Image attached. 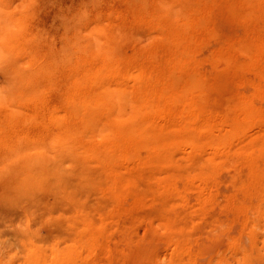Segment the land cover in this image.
<instances>
[{
    "label": "rangeland",
    "instance_id": "1",
    "mask_svg": "<svg viewBox=\"0 0 264 264\" xmlns=\"http://www.w3.org/2000/svg\"><path fill=\"white\" fill-rule=\"evenodd\" d=\"M0 23V264H264V0H0ZM104 85L112 124L151 129L91 123Z\"/></svg>",
    "mask_w": 264,
    "mask_h": 264
},
{
    "label": "bare ground",
    "instance_id": "2",
    "mask_svg": "<svg viewBox=\"0 0 264 264\" xmlns=\"http://www.w3.org/2000/svg\"><path fill=\"white\" fill-rule=\"evenodd\" d=\"M1 21H2V19H1ZM6 21V20H5ZM3 22V21H2ZM1 24V23H0ZM7 24V23H6ZM6 24L4 23L3 25H4V27L6 26ZM1 27V26H0ZM4 27H1V28H4ZM6 29H7V27H6ZM5 32V31H4ZM6 32H7V30H6ZM6 32H5V34H6ZM3 34V33H2ZM4 35V34H3ZM1 36V35H0ZM4 38V37H3ZM7 38V37H6ZM5 39V38H4ZM0 41H2L1 39H0ZM2 51V50H1ZM3 54V53H2ZM5 56V55H4ZM76 70V69H75ZM53 73H55V72H53ZM50 74H48L47 72L46 73H43L42 75H41V80L39 81L38 80V82H36V81H34V80H31V82H30V84H29V88H28V90H26L28 93H26V98H27V100L30 102L31 100H35L36 98L37 99H42V98H40V92H41V90H42V84L44 83V81L46 80H44V77L45 78H48V81H49V78H50ZM53 76V75H52ZM100 76V75H99ZM108 77V76H107ZM42 79L44 80L43 81V83H42ZM73 79V78H72ZM111 79V78H110ZM47 80H46V82H48ZM51 82V81H50ZM120 82V81H119ZM68 83V82H67ZM83 83V82H82ZM86 83V82H85ZM88 83V82H87ZM45 84V83H44ZM47 84V83H46ZM77 84V83H76ZM108 84V83H107ZM86 85V84H85ZM5 86V85H4ZM28 86V85H27ZM53 86V85H52ZM198 86V85H197ZM196 87V86H195ZM3 88H6V87H3ZM11 88V87H10ZM48 88H50V87H48L47 86V89ZM119 88V87H118ZM1 89V88H0ZM2 90V89H1ZM0 90V94L2 93V91ZM6 90V89H5ZM49 90V89H48ZM97 90V89H96ZM96 90H94V91H96ZM99 90H100V88H99ZM98 90V91H99ZM118 90V89H117ZM8 91V90H7ZM10 91V90H9ZM16 91V90H15ZM98 91H96V93L98 92ZM120 91V90H119ZM122 92V91H121ZM135 92V91H134ZM187 92V91H186ZM5 93H8V92H5ZM95 93V94H96ZM94 94V95H95ZM134 94V93H133ZM8 95H9V93H8ZM98 96V100L100 101V103H99V106H98V109H97V111H93V112H90L89 114H87V116H89L90 114H91V117L92 118H90L91 120H89V121H91V123L93 122V121H97V125L100 123H102L103 122V120L105 121V122H107V123H103V124H107V128L109 129H111V130H113V128L115 129L116 128V126H117V124H112L113 123V120H117L118 121V119H121V117H124V115H125V113H124V111H126V112H128L127 110H124V107L123 106H120V105H122V103L119 105V102L121 101V99L119 98V96H118V94L116 93V91L115 90H113L111 87H108L107 85L105 86H102V88H101V90H100V92H98V94H97ZM122 95V94H121ZM1 97H2V95H0ZM7 96V95H6ZM96 96V95H95ZM94 96V97H95ZM123 96V95H122ZM43 97H45V96H43ZM90 98H91V96H90ZM123 98V97H122ZM94 99V98H93ZM92 99V100H93ZM141 99V98H140ZM139 99V100H140ZM89 100V99H88ZM98 101V102H99ZM141 101V100H140ZM139 101V102H140ZM3 102V101H2ZM20 102V101H19ZM84 102V101H83ZM134 102V101H133ZM21 103V102H20ZM137 103V102H136ZM85 104L87 105V102H85ZM90 105H91V103H89ZM124 104V103H123ZM141 104H142V101H141ZM21 105V104H20ZM20 105H18V106H20ZM27 105V104H26ZM136 105V104H135ZM140 105V104H139ZM138 105V109H140V106ZM188 105V104H187ZM74 106H75V104H74ZM83 106V104L81 105V107ZM85 106V105H84ZM83 106V107H84ZM88 106V105H87ZM142 106V105H141ZM143 107V106H142ZM20 108V107H19ZM36 108V107H35ZM43 108V107H42ZM47 108V107H46ZM86 108V107H85ZM87 108H89V107H87ZM44 109V108H43ZM42 109V110H43ZM48 109V108H47ZM79 109H82V108H80L79 107ZM31 110V109H30ZM83 110V109H82ZM130 110H132V109H130ZM143 110V109H142ZM81 111V110H80ZM133 111V110H132ZM21 112V111H20ZM32 112V111H31ZM138 112V111H137ZM136 112V110L135 111H133V112H130L129 111V113L128 114H132V116L131 117H133L134 115H137L138 113ZM17 114V113H16ZM47 115H48V113H46ZM72 114H73V112H72ZM76 114V113H75ZM127 114V115H128ZM130 114V115H131ZM41 115V114H40ZM39 115V116H40ZM20 115H18L17 117H19ZM16 117V116H15ZM46 117V116H45ZM94 117V118H93ZM128 117V116H127ZM130 117V118H131ZM135 117V116H134ZM157 117V116H156ZM11 118V117H10ZM22 118V117H21ZM73 118V117H72ZM23 119V118H22ZM97 119V120H96ZM125 120L124 121H126V119H128V118H124ZM177 119V118H176ZM8 120V119H7ZM74 120V119H73ZM123 120V119H122ZM17 121V120H16ZM82 122V121H81ZM112 122V123H111ZM172 122V121H171ZM171 122H170V124H171ZM28 123V122H27ZM87 123V122H86ZM111 123V124H110ZM117 123V122H116ZM128 123H129V120H128ZM9 124V123H8ZM108 124L110 125V127L108 126ZM127 124V123H126ZM139 124V123H138ZM114 127H113V126ZM140 125V124H139ZM168 126H169V124H167ZM178 125H180V124H178ZM177 125V123L176 122H174V125L172 126L173 128H176L175 130H172V132H170V133H168V134H163L161 137L159 136L157 139H154V141H153V143L151 144L153 147H151V148H153V149H155V150H153V153H155L154 151H158V150H156V149H160L159 151H161V149H166L164 152H166L167 153V149L168 148H170V146L172 145V143H173V141L174 140H176L175 138H179V136H181V134H180V132H181V129H180V127ZM189 125V124H188ZM207 125V124H206ZM82 126V125H81ZM112 126V127H111ZM138 126V125H137ZM155 125H153L152 126V129H154V128H156V126L154 127ZM164 126V125H163ZM171 126V125H170ZM50 127V126H49ZM90 127V126H89ZM154 127V128H153ZM171 127V128H172ZM79 128H80V126H79ZM82 128V127H81ZM143 127H138V128H135V127H129V128H124L123 127V125L121 126V127H119V126H117V129L118 130H120L119 132H121L123 135L122 136H124V138L126 139V141H132L134 138H136L140 133H143V132H145V129L146 130H149V129H151V126L149 127V125L145 128V129H142ZM160 128V127H159ZM83 129V128H82ZM85 129V131H86V129L87 128H84ZM107 129V130H108ZM163 129H165V128H163ZM213 129V128H212ZM79 130H81V129H79ZM91 130H93V128H91ZM155 130V129H154ZM58 131V130H57ZM75 131V130H74ZM110 131V130H109ZM114 131V130H113ZM56 132V131H55ZM106 132H108V131H106ZM54 133V132H53ZM70 133H71V131H70ZM80 133V132H79ZM110 133H112V131H110ZM115 133V132H114ZM158 133V132H157ZM160 133V132H159ZM165 133V132H164ZM150 134V133H149ZM154 134V133H153ZM152 134V135H153ZM78 135V134H77ZM81 136H78L79 138L80 137H85V136H82V133L80 134ZM179 135V136H178ZM76 136V135H75ZM149 136V135H148ZM155 136V135H154ZM58 137H60V139H61V136H59L58 135ZM63 137V136H62ZM8 138H10V137H8ZM57 138V137H56ZM73 138V137H72ZM76 138V137H75ZM184 138V137H183ZM188 138V137H187ZM108 139V138H107ZM123 139V138H122ZM198 139V138H197ZM118 140H120V139H118ZM135 140V139H134ZM148 140V139H147ZM153 140V139H152ZM181 140V139H180ZM192 140V139H191ZM64 141V140H63ZM67 141V140H66ZM76 141V140H75ZM122 141V140H121ZM125 141V142H126ZM193 141V140H192ZM196 141V140H195ZM195 141H193V143H192V145L194 144V142ZM60 142V141H59ZM62 142V141H61ZM60 142V143H61ZM124 142V141H123ZM3 143V142H2ZM8 143V142H7ZM52 143V142H51ZM54 141H53V145H54ZM56 143H58V142H56ZM59 143V144H60ZM187 143V142H186ZM185 143V144H186ZM191 143V142H190ZM45 144V143H44ZM124 144V143H123ZM126 144V143H125ZM46 145V144H45ZM63 145V144H62ZM65 145H67V144H65ZM198 145V144H197ZM55 146H56V144H55ZM73 146V145H72ZM81 146V145H80ZM147 146V145H146ZM173 146V145H172ZM225 146H226V144H225ZM58 147V146H57ZM66 147V146H65ZM139 147V146H138ZM149 147H150V144H149ZM197 147V146H196ZM29 148H31V147H29ZM29 148H27V147H24V148H21L20 147V149H18L17 151H16V153L15 154H17L18 155V157H17V159H19V157H23V158H25V157H27L28 156V153H27V149H29ZM33 148V147H32ZM31 148V149H32ZM54 148V147H53ZM134 148V147H133ZM145 148V147H144ZM150 148V149H151ZM178 148V147H177ZM199 148V147H198ZM96 149V148H95ZM149 149V150H150ZM194 149L196 150L197 148H195L194 147ZM219 149V148H218ZM3 150V149H2ZM151 152L150 153H152V150H150ZM174 151H176V150H174ZM152 153V154H153ZM38 154H40V153H38ZM60 155V154H59ZM155 155V159H156V153L154 154ZM153 155V156H154ZM162 156L164 155V154H161ZM11 156V155H10ZM34 156V155H33ZM152 156V157H153ZM158 156H159V154L157 153V160L159 161V159H158ZM162 156H160V158L162 157ZM31 157V156H30ZM29 157V158H30ZM38 156H36V158H37ZM40 157V156H39ZM82 157V156H81ZM13 158V157H12ZM167 158V157H166ZM115 159H116V161H117V159L118 158H116L115 157ZM131 159V158H130ZM151 158H149V160H150ZM112 160V159H111ZM128 160V159H127ZM153 160V159H152ZM164 160V159H163ZM119 161V160H118ZM154 161V160H153ZM165 161V160H164ZM110 162V161H109ZM112 162V161H111ZM133 162V161H132ZM139 162V161H138ZM151 162V161H150ZM149 162V163H150ZM193 162V161H192ZM48 163V162H47ZM108 163V162H107ZM114 163V162H113ZM42 164V163H41ZM112 164V163H111ZM31 165V164H30ZM32 166V169H33V165H31ZM50 166H48L46 169L48 170V172H49V174L48 175H50L51 174V171H50ZM29 169V170H28ZM30 169L31 168H28L27 167V165H26V169L24 170L25 171V173H24V175L22 174L20 177L21 178H23V176L25 177V179L27 178L28 180L30 179V180H35V181H37V180H42L43 178H45V177H43L42 176V178H40L39 177V173L37 174L36 172H34V171H30ZM44 170V169H43ZM110 170V169H109ZM112 170V169H111ZM40 171V170H39ZM53 171V170H52ZM29 172V173H28ZM41 172V171H40ZM37 175H36V174ZM41 176V175H40ZM20 179V178H19ZM155 179V178H154ZM23 180V179H22ZM155 182V181H154ZM158 188V187H157ZM161 192V191H160ZM165 194V193H164ZM92 237V236H91ZM87 243V242H86ZM94 244V243H93Z\"/></svg>",
    "mask_w": 264,
    "mask_h": 264
}]
</instances>
